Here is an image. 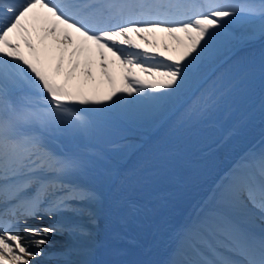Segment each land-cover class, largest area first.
I'll use <instances>...</instances> for the list:
<instances>
[{"label": "snow or ice", "instance_id": "snow-or-ice-1", "mask_svg": "<svg viewBox=\"0 0 264 264\" xmlns=\"http://www.w3.org/2000/svg\"><path fill=\"white\" fill-rule=\"evenodd\" d=\"M240 23L245 31L232 34ZM257 35L264 0H0V264H39L55 234L92 241L101 194L81 179L87 161L72 142L118 109L131 119L206 115L219 97L192 89L204 65L225 36ZM93 54L107 92L86 91ZM81 68L87 79L73 84ZM210 204L182 229L168 264H264V146L222 174ZM44 216L52 223H28Z\"/></svg>", "mask_w": 264, "mask_h": 264}, {"label": "bare ground", "instance_id": "bare-ground-1", "mask_svg": "<svg viewBox=\"0 0 264 264\" xmlns=\"http://www.w3.org/2000/svg\"><path fill=\"white\" fill-rule=\"evenodd\" d=\"M92 60V72L99 69L102 77L97 84L89 80L86 91L110 89L95 54ZM56 62L49 64L53 73ZM114 71L121 82L122 70ZM66 72L61 73V82ZM85 79L81 68L73 84ZM192 89L197 94L215 92L217 107L206 115H185L184 108L174 109L168 119L138 133L139 137L99 121L91 136L72 142L70 147L87 161V173L81 179L101 194L96 214L107 217L98 218L96 236L105 247L67 232L55 234L44 246L46 254L39 264H126L121 248L139 241L149 246L144 264H168L182 229L211 206L222 174L243 153L264 146V142L256 145L258 137H264V38L257 35L230 44L213 65L201 71ZM179 115L185 120L181 128L175 121ZM50 222L44 216L28 223L46 226ZM60 244H65L66 251L57 249Z\"/></svg>", "mask_w": 264, "mask_h": 264}, {"label": "rangeland", "instance_id": "rangeland-1", "mask_svg": "<svg viewBox=\"0 0 264 264\" xmlns=\"http://www.w3.org/2000/svg\"><path fill=\"white\" fill-rule=\"evenodd\" d=\"M244 31H245V29H244L243 23L233 25L232 28H231V30H230V32L232 34H240V33H243ZM230 44L233 45V46H235V44L229 42L227 36H225L221 40V45H220L221 55L223 54L224 51L227 50V48H228V46ZM215 60L216 59H214L211 62L206 63L204 65L203 69H202V72L203 71H206V69L208 67H210L211 65H213L214 62H215ZM259 105L260 104H258V107H259ZM262 105H264V101L262 102ZM167 117L162 118V119H159V118H156V117H147V118H141V119H131V118H126L122 114V111L120 109H118V110L114 111L113 113H111L109 115V118L108 119H106L104 121H101V122H103L105 124V126L110 127L111 129H120V128L121 129H127V130H131V131L135 132V134H137L136 131H141V130H144V129L154 128L158 122L166 119ZM95 228H96V224H94V226L92 228V232L93 233H94ZM87 257L88 256H86V258Z\"/></svg>", "mask_w": 264, "mask_h": 264}, {"label": "water", "instance_id": "water-1", "mask_svg": "<svg viewBox=\"0 0 264 264\" xmlns=\"http://www.w3.org/2000/svg\"><path fill=\"white\" fill-rule=\"evenodd\" d=\"M251 61V60H250Z\"/></svg>", "mask_w": 264, "mask_h": 264}]
</instances>
